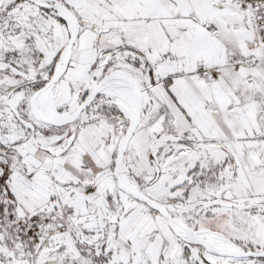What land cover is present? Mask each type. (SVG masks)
Listing matches in <instances>:
<instances>
[{"label": "snow or ice", "instance_id": "1", "mask_svg": "<svg viewBox=\"0 0 264 264\" xmlns=\"http://www.w3.org/2000/svg\"><path fill=\"white\" fill-rule=\"evenodd\" d=\"M0 264H264V0H0Z\"/></svg>", "mask_w": 264, "mask_h": 264}]
</instances>
